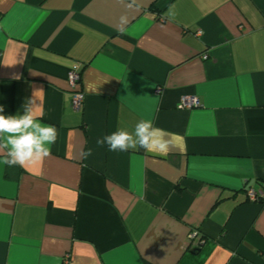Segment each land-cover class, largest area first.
Masks as SVG:
<instances>
[{
    "label": "crops",
    "instance_id": "0c3cea01",
    "mask_svg": "<svg viewBox=\"0 0 264 264\" xmlns=\"http://www.w3.org/2000/svg\"><path fill=\"white\" fill-rule=\"evenodd\" d=\"M27 98L58 138L24 167L0 151V264H264L247 193L264 186V0H0L3 114ZM140 119L178 147L97 146Z\"/></svg>",
    "mask_w": 264,
    "mask_h": 264
},
{
    "label": "clouds",
    "instance_id": "9594fccd",
    "mask_svg": "<svg viewBox=\"0 0 264 264\" xmlns=\"http://www.w3.org/2000/svg\"><path fill=\"white\" fill-rule=\"evenodd\" d=\"M22 107L23 113L5 115L4 106L0 105V151L6 150L3 163L8 167L43 161L58 138L55 126L45 125L37 115L34 98H27ZM177 140L176 134L156 126L152 120L140 119L133 131L119 128L98 138L96 144L107 145L113 152L143 149L154 155H167L178 147Z\"/></svg>",
    "mask_w": 264,
    "mask_h": 264
},
{
    "label": "built area",
    "instance_id": "2783aa9c",
    "mask_svg": "<svg viewBox=\"0 0 264 264\" xmlns=\"http://www.w3.org/2000/svg\"><path fill=\"white\" fill-rule=\"evenodd\" d=\"M204 58L207 57V55H203ZM68 81L72 87H76L78 82L80 81V74L76 69H72L68 73ZM84 100V94L81 91L73 92L71 97V103L73 107L76 109H79ZM200 105V102L197 97L195 96H185L182 98L181 106L183 107H197ZM248 196L251 200H258L262 197H264V186L261 187L259 190H255L252 188L247 189ZM198 232L196 230L189 232V239L193 240L197 236ZM204 241L203 238H201L200 243Z\"/></svg>",
    "mask_w": 264,
    "mask_h": 264
},
{
    "label": "trees",
    "instance_id": "16d2710c",
    "mask_svg": "<svg viewBox=\"0 0 264 264\" xmlns=\"http://www.w3.org/2000/svg\"><path fill=\"white\" fill-rule=\"evenodd\" d=\"M262 198H264V197H262ZM262 198H260V199H262ZM197 230V229H196ZM192 231H194L193 229H191V231L190 232H192ZM198 231V230H197Z\"/></svg>",
    "mask_w": 264,
    "mask_h": 264
}]
</instances>
